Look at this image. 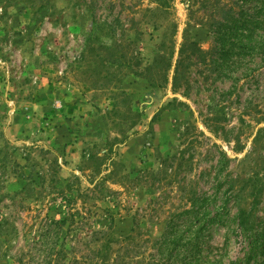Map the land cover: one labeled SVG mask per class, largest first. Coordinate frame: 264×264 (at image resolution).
Here are the masks:
<instances>
[{
    "label": "rangeland",
    "instance_id": "rangeland-1",
    "mask_svg": "<svg viewBox=\"0 0 264 264\" xmlns=\"http://www.w3.org/2000/svg\"><path fill=\"white\" fill-rule=\"evenodd\" d=\"M107 207L119 236L138 227L114 247L140 264H264V0H0V220L17 228L0 264H55L51 218L77 211L59 247L80 256Z\"/></svg>",
    "mask_w": 264,
    "mask_h": 264
},
{
    "label": "trees",
    "instance_id": "trees-1",
    "mask_svg": "<svg viewBox=\"0 0 264 264\" xmlns=\"http://www.w3.org/2000/svg\"><path fill=\"white\" fill-rule=\"evenodd\" d=\"M170 65V64H169ZM149 80V79H148ZM111 174L110 173H104L102 174V171L100 170L96 175L94 174V178H99L97 184L94 186L93 190L96 189V186H100L101 183L105 182L108 176ZM88 176H92V174H89ZM75 181H80L79 176H75ZM74 181V182H75ZM68 189L73 190L74 185L69 183L67 184ZM76 191L82 195L85 192H88L90 189L89 186L83 187L80 183L76 186ZM66 188L61 189V194L64 195L63 193L65 192ZM64 197V196H63ZM67 197V196H66ZM71 199H68L67 203L71 205ZM197 205V204H195ZM110 216L109 223L105 225L106 227H101V228H96L92 230V237H93V243L91 245L87 244L89 247L88 250L85 252H82L80 256H69V250L65 249H60L59 245H62V232L65 228L67 227V230H70L71 225L76 221V214L79 213L77 212H71L69 214H64L63 217L61 218H51V222L49 224V227L47 231L49 233H54V235L57 236V240L55 241V246L52 247V251L54 252L52 254L53 257H56V263L55 264H134V261H136V257L134 255H131L129 251L125 252H120V249L115 250L114 244L115 243H120V246H122L126 250V246L132 241H136L138 239V236L135 235V232L138 231V227L134 226L132 229V233L121 237L119 234L115 231V225H116V218L114 215V212L111 208L107 207L105 208ZM86 213V212H85ZM85 217V216H84ZM196 221L198 223L200 221V218L193 219L189 221L188 223L192 224ZM85 222L83 221V225ZM239 226L242 229V231L245 234L251 233V231L254 228V219H253V212H249L247 208L244 206L239 207ZM12 228L14 229L15 232H17V228L14 224L11 223V221L8 220V218H3L0 220V235L5 234V230L9 231L8 229ZM172 232H176L175 230H171ZM200 230H197L199 232ZM52 235V234H51ZM195 237H199V234L195 233ZM86 237H84V240ZM91 242V241H90ZM157 244L159 247L168 246L170 242H168V239L165 237H161L157 241ZM94 245V246H93ZM1 246V245H0ZM166 248L164 250H166ZM165 251L161 252L163 254ZM67 259L66 261L64 259ZM137 264H140L141 260L136 261Z\"/></svg>",
    "mask_w": 264,
    "mask_h": 264
}]
</instances>
